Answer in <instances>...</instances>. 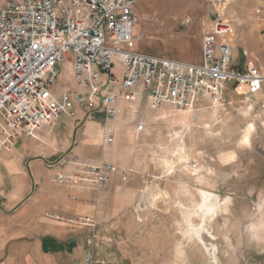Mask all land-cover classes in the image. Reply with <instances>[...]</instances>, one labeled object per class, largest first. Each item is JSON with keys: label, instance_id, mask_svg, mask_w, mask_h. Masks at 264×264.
Masks as SVG:
<instances>
[{"label": "rangeland", "instance_id": "obj_1", "mask_svg": "<svg viewBox=\"0 0 264 264\" xmlns=\"http://www.w3.org/2000/svg\"><path fill=\"white\" fill-rule=\"evenodd\" d=\"M138 14L137 48L200 59L211 0H140ZM239 51L232 68L243 64ZM74 64L73 54L58 62L52 89L60 99L69 91V108L84 112L73 96L82 91ZM240 92H226L222 102L204 99L193 109H153L144 98L128 120L130 133L115 132L113 153L129 176L104 198L109 229L99 247L115 264H264V108ZM79 116L65 121L62 114L52 140L39 141L72 151L88 119ZM104 134L101 128L103 148Z\"/></svg>", "mask_w": 264, "mask_h": 264}, {"label": "built area", "instance_id": "obj_2", "mask_svg": "<svg viewBox=\"0 0 264 264\" xmlns=\"http://www.w3.org/2000/svg\"><path fill=\"white\" fill-rule=\"evenodd\" d=\"M211 1L215 15L203 35L201 60L194 62L136 47L140 0H5L0 8V150H11L24 135L39 138L37 131L44 124L64 113L73 115L68 106L71 93L64 92L60 99L52 89L60 77L58 62L71 54L82 87L74 99L91 111L104 112L109 143L116 138L109 121L122 114V99H137L139 86L151 108L158 110L166 104L193 109L204 99L225 101L231 82L245 84L249 93L259 92L264 74L257 60L231 67L235 28L225 12L231 0ZM143 128L140 123L139 129ZM51 164L66 167L55 170L50 181L65 188L72 200L107 188L118 168L72 151L59 153ZM119 170L126 177L127 169ZM61 219L96 225L88 216ZM96 239V233L88 238L79 264H115L97 251Z\"/></svg>", "mask_w": 264, "mask_h": 264}, {"label": "crops", "instance_id": "obj_3", "mask_svg": "<svg viewBox=\"0 0 264 264\" xmlns=\"http://www.w3.org/2000/svg\"><path fill=\"white\" fill-rule=\"evenodd\" d=\"M3 3L4 0H0V6ZM225 12L235 28L232 37L233 56H237L240 49L244 55L243 64L239 67H243L247 60L254 59L258 61L264 74V0H231ZM214 15L212 7L209 28ZM201 55L202 49L198 61L201 60ZM117 69L120 70L119 65ZM239 86H243L242 92L253 96L264 108V82L262 89L254 94L248 92L245 84ZM239 86L233 85V88H228L227 93L230 90L240 92ZM136 91V100H121L124 109L119 118L109 121L111 130L130 133L127 124L131 115L137 113V102L148 99L141 86ZM82 108L84 112L79 111L80 113L70 108L72 116L80 114L81 121L88 117L82 124L84 130L77 135V144L72 151L113 162L118 168L113 172L107 188L99 192L88 191L78 200H72L65 188H56L51 183L50 176L55 170H65L66 167L63 164H51L60 152L51 150L42 141L46 142L49 138L52 140L56 129L62 125L57 121L59 118L44 124L37 131L42 141L24 135L16 140L11 150H0V264H79L88 248L87 240L93 233L97 235V251L112 260L99 248L105 243V236L108 234L105 230L109 229L108 224L104 225L102 220V212L106 209L104 198L113 191L114 183L128 179L129 169L117 160L113 153L116 149L114 143L107 142L104 148L102 146L104 112L100 109L91 111L86 104ZM72 116L68 115L65 121ZM51 124L55 127L50 128ZM110 149L112 150L108 151ZM52 152L55 155L50 156ZM119 167L127 169L126 177ZM81 216L94 218L95 227L72 224L61 219Z\"/></svg>", "mask_w": 264, "mask_h": 264}, {"label": "bare ground", "instance_id": "obj_4", "mask_svg": "<svg viewBox=\"0 0 264 264\" xmlns=\"http://www.w3.org/2000/svg\"><path fill=\"white\" fill-rule=\"evenodd\" d=\"M239 87H240V86H239ZM239 87H238V88H239ZM243 88H244V87L242 86V87L239 88V90H242Z\"/></svg>", "mask_w": 264, "mask_h": 264}, {"label": "water", "instance_id": "obj_5", "mask_svg": "<svg viewBox=\"0 0 264 264\" xmlns=\"http://www.w3.org/2000/svg\"><path fill=\"white\" fill-rule=\"evenodd\" d=\"M238 85V83L236 82V83H234V87H236Z\"/></svg>", "mask_w": 264, "mask_h": 264}]
</instances>
